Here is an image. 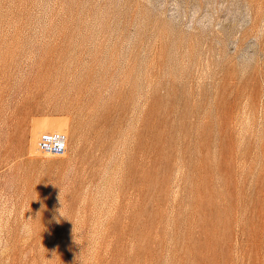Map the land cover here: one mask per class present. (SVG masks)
<instances>
[{"label": "rangeland", "instance_id": "obj_1", "mask_svg": "<svg viewBox=\"0 0 264 264\" xmlns=\"http://www.w3.org/2000/svg\"><path fill=\"white\" fill-rule=\"evenodd\" d=\"M0 264H264V0H0Z\"/></svg>", "mask_w": 264, "mask_h": 264}, {"label": "built area", "instance_id": "obj_2", "mask_svg": "<svg viewBox=\"0 0 264 264\" xmlns=\"http://www.w3.org/2000/svg\"><path fill=\"white\" fill-rule=\"evenodd\" d=\"M40 134H42L38 143L40 151L59 155L65 153L67 149V137L64 132H42Z\"/></svg>", "mask_w": 264, "mask_h": 264}]
</instances>
